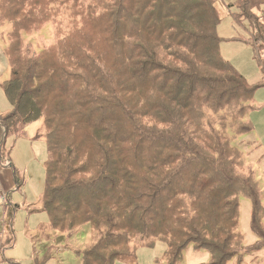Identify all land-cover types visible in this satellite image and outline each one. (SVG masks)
<instances>
[{
    "label": "trees",
    "instance_id": "obj_1",
    "mask_svg": "<svg viewBox=\"0 0 264 264\" xmlns=\"http://www.w3.org/2000/svg\"><path fill=\"white\" fill-rule=\"evenodd\" d=\"M262 4L235 2L249 19ZM218 18L214 0H0L12 107L0 140L42 119L40 201L52 229L91 227L81 264H133L154 239L176 256L192 242L225 264L242 242L240 195L264 237L258 183L232 143L252 131L243 115L254 87L220 55ZM254 18L244 39L256 45L264 22ZM46 23L53 41L25 46L21 31ZM43 248L35 264L50 257Z\"/></svg>",
    "mask_w": 264,
    "mask_h": 264
},
{
    "label": "rangeland",
    "instance_id": "obj_2",
    "mask_svg": "<svg viewBox=\"0 0 264 264\" xmlns=\"http://www.w3.org/2000/svg\"><path fill=\"white\" fill-rule=\"evenodd\" d=\"M235 2L214 0L219 16L216 33L221 38L220 55L254 87L253 98L248 102L250 108L243 115L244 121L251 124L252 131L236 136L232 143L242 153L245 173L250 170L259 184L255 186L262 198L260 226L264 231V40L260 38L253 45L244 39L255 32L251 22L256 21L254 15L258 21L264 22V4L252 7L254 15L253 19H249L240 15ZM10 30L11 23L8 21L0 26V114L12 108L1 88V82L9 77L4 48L9 42L7 34ZM21 36L25 46L37 52L53 41V26L46 23L33 33L21 31ZM1 137L3 134L0 133ZM0 152V167L8 169L12 180V185L5 191L6 202L0 204V264H35L43 257V246L50 255L43 264H81L84 248L94 239L91 227L84 223L72 231L52 229L47 225L49 217L40 201L45 183L44 158L47 156L42 119L1 139ZM238 202L237 230L242 235V242L240 251L225 264H264V237L251 230L249 220L252 202L243 195L238 197ZM41 224L44 226L40 227ZM60 235L62 239L58 240ZM113 264L130 263L116 259ZM133 264H211V255L208 249L194 246L191 242L176 256L167 251L164 241L154 239L151 244L136 246Z\"/></svg>",
    "mask_w": 264,
    "mask_h": 264
},
{
    "label": "crops",
    "instance_id": "obj_3",
    "mask_svg": "<svg viewBox=\"0 0 264 264\" xmlns=\"http://www.w3.org/2000/svg\"><path fill=\"white\" fill-rule=\"evenodd\" d=\"M13 173V171H12ZM11 173V174H12ZM14 176V175H13ZM17 182V181H16ZM12 185V180H10V172L8 169H3L0 167V187L6 191V188ZM19 185V184H18ZM7 192V191H6ZM7 195V194H6ZM9 231L11 232V226H9Z\"/></svg>",
    "mask_w": 264,
    "mask_h": 264
},
{
    "label": "built area",
    "instance_id": "obj_4",
    "mask_svg": "<svg viewBox=\"0 0 264 264\" xmlns=\"http://www.w3.org/2000/svg\"><path fill=\"white\" fill-rule=\"evenodd\" d=\"M6 202V193L5 191L0 187V204L3 205Z\"/></svg>",
    "mask_w": 264,
    "mask_h": 264
},
{
    "label": "bare ground",
    "instance_id": "obj_5",
    "mask_svg": "<svg viewBox=\"0 0 264 264\" xmlns=\"http://www.w3.org/2000/svg\"><path fill=\"white\" fill-rule=\"evenodd\" d=\"M17 122V121H16ZM22 122V121H21Z\"/></svg>",
    "mask_w": 264,
    "mask_h": 264
}]
</instances>
